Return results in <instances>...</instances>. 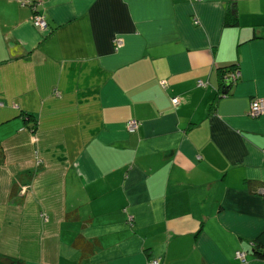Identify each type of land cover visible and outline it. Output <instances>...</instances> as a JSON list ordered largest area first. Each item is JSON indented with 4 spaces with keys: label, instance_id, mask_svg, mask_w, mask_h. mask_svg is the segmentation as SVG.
<instances>
[{
    "label": "crops",
    "instance_id": "0c3cea01",
    "mask_svg": "<svg viewBox=\"0 0 264 264\" xmlns=\"http://www.w3.org/2000/svg\"><path fill=\"white\" fill-rule=\"evenodd\" d=\"M30 2L47 28L31 24ZM229 65L239 74L222 93ZM253 97L264 99V0H0V252L264 264L251 253L264 228ZM76 236L95 244L85 252Z\"/></svg>",
    "mask_w": 264,
    "mask_h": 264
},
{
    "label": "built area",
    "instance_id": "2783aa9c",
    "mask_svg": "<svg viewBox=\"0 0 264 264\" xmlns=\"http://www.w3.org/2000/svg\"><path fill=\"white\" fill-rule=\"evenodd\" d=\"M28 2V0H19V3H26ZM30 6H31V17H30V22L33 26L38 27L40 29H45L48 27L47 25V21L45 20L44 16L42 13L38 12L36 10V2H30ZM113 41V45L114 48H116L119 44H120V40L117 37H113L112 39ZM239 72L238 69L235 68L232 71L229 72V74L227 76H225L226 78L228 77L230 80H234L236 79V77L238 76ZM197 84H203L202 81L197 80ZM171 102L172 103H176L177 102V98L171 97ZM247 115L251 116V117H255L258 116L260 114L264 113V99L261 97H253L250 99L249 103H248V108H247ZM127 130H132L133 128H135L138 125V121L135 118H131L129 120L126 121L125 123ZM264 151V149H263ZM42 215V213H40ZM44 216V215H42ZM234 256L236 259L239 260V262H243L245 261V255H244V251L237 249L234 251ZM149 264H157V259H151Z\"/></svg>",
    "mask_w": 264,
    "mask_h": 264
},
{
    "label": "trees",
    "instance_id": "16d2710c",
    "mask_svg": "<svg viewBox=\"0 0 264 264\" xmlns=\"http://www.w3.org/2000/svg\"><path fill=\"white\" fill-rule=\"evenodd\" d=\"M234 19H230V20H226L224 23L228 24L230 22H233ZM48 24V23H47ZM231 24V23H230ZM237 68L235 65H229V66H225L223 68L220 69V92L222 89V86H224L225 88L228 86V84L232 81L230 80L228 77L226 78L225 76H227L229 74L230 71H232L233 69ZM54 94H58L57 91L53 92ZM27 117H25L27 120H29V115H25ZM32 128L33 125L29 126V128ZM262 196L264 197V190L262 192ZM74 211H69L66 212L65 217L67 218H74L76 216V214H74ZM73 244L78 246V247H85L83 249H86L85 252H87V250H90V248L93 247V244H95V241L91 242L88 239H83L80 236H76L74 238ZM251 244H252V249H251V253L254 256L257 257H261L264 258V228H262L251 240ZM0 264H25L23 258L21 257H17L14 255H10V254H6V253H2L0 252Z\"/></svg>",
    "mask_w": 264,
    "mask_h": 264
},
{
    "label": "water",
    "instance_id": "95a60500",
    "mask_svg": "<svg viewBox=\"0 0 264 264\" xmlns=\"http://www.w3.org/2000/svg\"><path fill=\"white\" fill-rule=\"evenodd\" d=\"M222 91V93H224V91H225V87L224 86H222V89H221Z\"/></svg>",
    "mask_w": 264,
    "mask_h": 264
}]
</instances>
